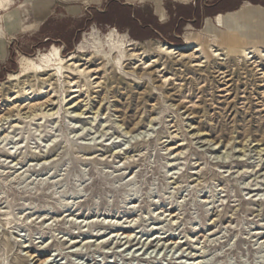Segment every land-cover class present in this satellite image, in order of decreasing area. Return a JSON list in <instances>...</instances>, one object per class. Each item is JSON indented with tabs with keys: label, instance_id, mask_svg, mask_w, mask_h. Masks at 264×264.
Wrapping results in <instances>:
<instances>
[{
	"label": "rangeland",
	"instance_id": "374dc122",
	"mask_svg": "<svg viewBox=\"0 0 264 264\" xmlns=\"http://www.w3.org/2000/svg\"><path fill=\"white\" fill-rule=\"evenodd\" d=\"M82 1L0 0V264H264V6L138 39Z\"/></svg>",
	"mask_w": 264,
	"mask_h": 264
},
{
	"label": "crops",
	"instance_id": "0c3cea01",
	"mask_svg": "<svg viewBox=\"0 0 264 264\" xmlns=\"http://www.w3.org/2000/svg\"><path fill=\"white\" fill-rule=\"evenodd\" d=\"M71 7V17H97L99 23L120 27L138 39L159 35L179 37L181 24L194 25L212 20L222 11H235L244 5L264 6V0H84ZM82 1V2H84ZM70 12V11H69ZM216 14L213 18L211 15Z\"/></svg>",
	"mask_w": 264,
	"mask_h": 264
},
{
	"label": "bare ground",
	"instance_id": "6f19581e",
	"mask_svg": "<svg viewBox=\"0 0 264 264\" xmlns=\"http://www.w3.org/2000/svg\"><path fill=\"white\" fill-rule=\"evenodd\" d=\"M210 21L211 20H209V19H207L206 21H205V23L204 24H206V25H208V24H210ZM196 48H195V52L197 51V50H199V47L198 46H195ZM181 49H183V47L181 48H179V47H176V46H170V45H165V44H162L161 46H160V51H162V52H164L165 54H173L174 56H177L179 59H182V58H185V57H187L188 56V54H184V53H182V52H180L181 51ZM211 52H212V55L213 56H216V57H218L219 59H221L220 58V55H222V52H220L219 50H216V49H212L211 50ZM262 53V52H261ZM243 54L246 56V58L247 59H250V63L251 64H253L254 65V67H256L258 70H259V66H260V64H259V61H257V59H256V57H255V55H254V51L253 50H248V51H244L243 52ZM262 56H264V53H263V55ZM224 59V58H223ZM73 91H77V90H73ZM260 150H264V149H260ZM260 152V151H259ZM118 233H116L115 234V236L117 235ZM131 234H132V232H127V228L125 227L124 228V230L120 233V235H122V238H125V241H124V244L125 243H128V242H130V241H132V240H134L135 239V237H133L132 238V236H131ZM114 236V237H115ZM157 235L155 236V238H154V240H156L157 239ZM163 237V236H162ZM166 237H168V235L166 236ZM152 239V238H151ZM162 238H160L159 240H158V242L161 240ZM76 241V240H75ZM102 241V240H101ZM150 241H153V240H150ZM121 241H119V243H120ZM116 243H117V241H116ZM170 243V242H169ZM138 244V243H137ZM119 246V245H118ZM33 258H35V256L33 257ZM34 260V259H33ZM39 259H36L35 261L37 262ZM46 261V260H45ZM49 263H51V262H49ZM37 264H43V261H40V263H37Z\"/></svg>",
	"mask_w": 264,
	"mask_h": 264
}]
</instances>
